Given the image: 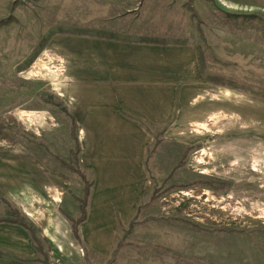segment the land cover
<instances>
[{
	"label": "rangeland",
	"instance_id": "374dc122",
	"mask_svg": "<svg viewBox=\"0 0 264 264\" xmlns=\"http://www.w3.org/2000/svg\"><path fill=\"white\" fill-rule=\"evenodd\" d=\"M61 35L190 45L202 72L190 107L145 126L152 187L134 216L110 230L97 214L77 236L81 176L86 219L93 182L50 78ZM11 210L49 264H264V0H0V219ZM43 260L28 231L0 223V264Z\"/></svg>",
	"mask_w": 264,
	"mask_h": 264
},
{
	"label": "crops",
	"instance_id": "0c3cea01",
	"mask_svg": "<svg viewBox=\"0 0 264 264\" xmlns=\"http://www.w3.org/2000/svg\"><path fill=\"white\" fill-rule=\"evenodd\" d=\"M108 37L58 36L62 62L50 78L68 98L80 165L93 182L82 225L98 214L111 230L109 218L127 222L152 187L146 167L155 140L145 126L168 124L178 105L190 107L186 96L200 89L202 72L190 45Z\"/></svg>",
	"mask_w": 264,
	"mask_h": 264
},
{
	"label": "trees",
	"instance_id": "16d2710c",
	"mask_svg": "<svg viewBox=\"0 0 264 264\" xmlns=\"http://www.w3.org/2000/svg\"><path fill=\"white\" fill-rule=\"evenodd\" d=\"M108 38L113 39L112 37H108ZM75 127L76 126L74 124L73 125V129H72L73 132H75ZM79 151H80V148H78L77 153H79ZM81 178H82V181L84 182L86 187L84 189L83 199L81 200L80 216L77 219L70 220L72 231H73L74 235H76V236H77V227L80 224H82V223H84L86 221V217H87V212H86L87 201H88V198H89V195H90V188H91V183H89L84 178V175H82ZM7 215H8V218L0 219V223L3 222V223H7V224L18 225L21 228H23L25 231H28V233H29V235L31 237V241L38 248V251H39L40 255H42L43 258H44L43 263L44 264H49L47 253L44 251L43 245H42L40 239L38 238V236L36 235L35 228L31 224L27 223L24 219H22L20 217L18 211H16V210H11Z\"/></svg>",
	"mask_w": 264,
	"mask_h": 264
}]
</instances>
